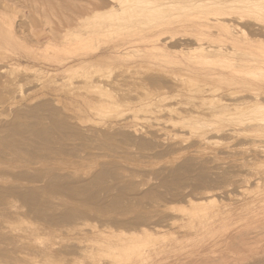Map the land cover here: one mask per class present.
Returning a JSON list of instances; mask_svg holds the SVG:
<instances>
[{
  "label": "rangeland",
  "instance_id": "rangeland-1",
  "mask_svg": "<svg viewBox=\"0 0 264 264\" xmlns=\"http://www.w3.org/2000/svg\"><path fill=\"white\" fill-rule=\"evenodd\" d=\"M118 3L150 8L141 24L170 15L182 22L208 9L200 0ZM109 4L0 0V264H264V152L259 153L264 151L259 141L264 133L244 123L261 113L236 108L228 95L239 91L244 93L241 98H248L250 85L227 80L222 84L229 85L224 91L228 94L195 91L198 81L188 80L185 69L203 59L192 50L133 48L107 56L96 68L73 70L100 59L98 52L86 55L100 43L111 51L140 26H119L121 17L112 15ZM234 5L242 13L251 10L243 2ZM92 6L99 8L89 15ZM261 15L257 19L264 21ZM215 39L214 29H209L205 40L220 44ZM225 45L231 59H245L250 51L243 41ZM170 76L185 80L188 91L174 85ZM90 77L110 83L93 89L85 85ZM116 95L132 103L122 102L124 109L86 103L94 96L111 102ZM212 125L219 132L200 141ZM122 126H128L126 131ZM229 128L234 129L231 135ZM205 188L211 198L204 200ZM187 197L204 206L190 213ZM35 207L45 208L41 216L33 212ZM46 218L54 225L43 229ZM224 233L235 239L222 251L211 252ZM46 249L50 253L42 256Z\"/></svg>",
  "mask_w": 264,
  "mask_h": 264
},
{
  "label": "bare ground",
  "instance_id": "bare-ground-1",
  "mask_svg": "<svg viewBox=\"0 0 264 264\" xmlns=\"http://www.w3.org/2000/svg\"><path fill=\"white\" fill-rule=\"evenodd\" d=\"M111 4H109V11L112 13V15L114 14H118L120 17H121V21L119 22V26L122 25L123 26H127L129 25L130 23H140V26L138 28H136L131 34V37L129 40H125L123 43H121V45H119L118 47L117 46H112L111 48V51H110V47L108 46L107 43H105L103 46L102 44L100 43V45H96L97 47H95L93 50L90 48L92 51L86 53V55H93L95 53L98 52V56L101 57L100 59L98 60H94V61H91V62H82L81 64H79V66L77 65V67H71L73 70H77L79 67H82V66H88L89 69L90 68H96L98 67L102 62L103 60L109 56V55H112L114 53V56L115 54H117L118 52H123V51H130L131 49L133 48H136V49H147V50H150L152 52H170V51H181L182 50H192L199 53V56L201 59H203L202 61H199L198 62V66L197 67H194V68H191V67H188L187 69H185V74L188 76V80H192V79H197L198 81V85L195 87L197 88L195 91H199L200 93H205V92H208V93H211V94H219V93H223L224 91H227L229 90V85L228 86H224L222 84L223 81H229V80H233V81H236V83H246L248 85H250V89H249V92L251 94L250 97L248 98H241L240 95L243 96L244 93H239V91H235V92H232V94H228L227 92H224L228 95H232L230 96L231 98H229L230 102L233 100L232 98L235 99V103H233V105L236 107V108H241L243 107L244 109L245 108H248V110H257L261 113L260 117L257 118V116H255V119L254 117L252 119H254L255 121L253 122L252 119L248 118L246 122L247 124V127L249 128H254V129H257L260 130V131H263L262 133H264V21L263 20H260V19H257V16L258 14H262L264 16V0H200L201 3L204 5V7L208 8L206 11H203L202 13H199L198 15H196L194 18H189L187 20H184L182 22H176V21H173L172 20V16H167V17H163L161 19H154V21L152 22H148L147 24H141V19L147 14V11L150 9V8H145V7H142L141 5H135L133 7H130V8H125L122 6V4L118 3V0H108ZM120 1V0H119ZM134 1H138L139 0H134ZM142 2V1H141ZM236 2H243L245 5L248 6V9H251L250 11L252 12V9L254 11V13H251L250 11H247L242 13L240 10H238V8L234 5ZM92 3V2H91ZM125 3V2H124ZM133 3V2H132ZM135 3V2H134ZM130 4V3H128ZM88 5V4H87ZM131 5V4H130ZM148 6V5H147ZM94 7V6H92ZM91 7V8H92ZM129 7V6H128ZM88 10L89 13L90 11L92 10L91 13L93 12H97L98 8L99 7H94L95 10L91 9ZM245 8H247L245 6ZM97 9V10H96ZM247 9V10H248ZM83 13V12H82ZM86 13V12H85ZM88 13V14H89ZM89 14V15H92V14ZM94 13V15H95ZM74 15V14H73ZM85 15V14H84ZM88 15V17H89ZM261 15V16H262ZM78 15H76L77 17ZM97 16V15H96ZM260 16V17H261ZM86 17H87V13H86ZM94 17V16H93ZM259 17V16H258ZM78 18V17H77ZM75 18V19H77ZM80 19H82L83 17H79ZM85 18V17H84ZM77 21H80L79 19H77ZM76 21V22H77ZM50 25V24H49ZM76 25V24H75ZM132 25V24H131ZM74 26V25H73ZM65 27V26H64ZM67 27L70 29L72 26H68L67 24ZM76 27V26H75ZM128 27V26H127ZM136 27V25H135ZM50 28V27H49ZM52 28V27H51ZM124 28V27H123ZM88 29V28H87ZM95 29H98V28H95ZM125 29V28H124ZM209 29H214L215 33H216V39L217 41L220 42L219 43H216V42H207L205 40V35L206 33L209 31ZM49 30V29H48ZM94 31V30H93ZM52 31H49V34L51 33ZM100 32H102L100 30ZM123 32V31H121ZM120 32V33H121ZM126 32V31H125ZM212 32V31H211ZM99 33V32H98ZM103 33V32H102ZM129 33V34H128ZM79 34V33H78ZM95 34H97L95 32ZM100 34V33H99ZM126 34L130 35V32H127ZM82 34H80L79 36H81ZM104 35V34H103ZM121 35H123L121 33ZM125 35V34H124ZM93 36H94V33H93ZM99 36V35H98ZM109 37V36H108ZM118 37V36H117ZM28 38V37H27ZM81 38V37H80ZM79 38V39H80ZM84 39V37H82ZM81 38V40H82ZM91 38V37H90ZM97 38V37H96ZM253 38H257L258 41H253L252 39ZM76 39V38H75ZM86 39H88V37H86ZM94 39V38H93ZM99 39V38H98ZM112 39V38H111ZM80 41V40H79ZM78 41V42H79ZM87 41V40H85ZM82 42V43H85ZM90 41V40H89ZM98 41V40H97ZM240 42V41H243V44H245V46H249L250 48V51L247 55V57L245 59H240V58H228L227 56V52H229L231 49L227 47V45H225V43H228V42ZM81 42V41H80ZM192 42H195L197 44V46H193L194 43ZM80 43V44H82ZM87 43V42H86ZM35 44V43H34ZM192 44V45H191ZM207 45V46H204V45ZM76 45V43H75ZM79 45V44H78ZM77 45V46H78ZM85 45V44H84ZM74 46V45H73ZM88 46V45H87ZM86 46V47H87ZM92 46V45H91ZM83 47V46H82ZM85 47V48H86ZM94 47V46H93ZM73 48V47H72ZM84 48V49H85ZM229 49V51L227 50ZM79 50V49H78ZM134 50V49H133ZM254 50V51H252ZM77 51V50H76ZM186 51V52H188ZM81 52V51H80ZM185 52V53H186ZM191 52V51H190ZM139 53V52H138ZM175 53V52H173ZM184 53V52H183ZM234 53V52H233ZM121 54V53H120ZM137 54V53H136ZM143 54V52L141 53ZM164 54V53H162ZM232 54V53H231ZM236 54V53H235ZM84 55V54H83ZM139 55V54H138ZM144 55V54H143ZM187 55V54H186ZM185 55V56H186ZM197 55V54H196ZM78 56V55H77ZM133 56V55H132ZM236 56V55H235ZM244 56V54H243ZM119 57V56H118ZM232 57V56H231ZM240 57V56H239ZM192 59V57H190ZM194 58V57H193ZM196 58V57H195ZM69 58H65V59H61L60 64H63L65 61H67ZM191 61V60H190ZM80 62V61H79ZM188 62V61H187ZM189 63V62H188ZM195 64V63H194ZM3 67V66H2ZM67 67V66H66ZM87 67V68H88ZM108 68V67H107ZM125 68V67H124ZM129 68V67H128ZM4 69V68H2ZM80 69V68H79ZM99 69V68H98ZM85 70V69H84ZM87 70V69H86ZM94 70V69H92ZM106 70V69H105ZM110 70V69H109ZM3 71V70H2ZM1 71V72H2ZM98 71V70H97ZM104 71V70H103ZM102 71V72H103ZM0 72V73H1ZM4 72V71H3ZM75 72V71H74ZM106 72V71H105ZM99 73V72H98ZM97 73V74H98ZM87 74V73H85ZM126 74V73H125ZM174 74V73H173ZM10 75V74H9ZM80 75V74H79ZM82 75V74H81ZM89 75V74H88ZM100 75V74H99ZM97 75V76H99ZM102 75V74H101ZM100 75V76H101ZM105 75V73H104ZM103 75V76H104ZM177 74H175L174 76L176 77ZM77 76V75H76ZM108 76V75H107ZM105 76V77H107ZM78 77V76H77ZM93 77V76H92ZM194 77V78H193ZM17 78V77H16ZM81 78V77H80ZM100 78V77H99ZM109 78V77H108ZM107 78V80H108ZM123 78V76H122ZM180 78V77H179ZM182 78V77H181ZM184 78V76H183ZM3 79V78H2ZM87 79V77H86ZM97 80H94V79H88V83H85L88 84L90 86V88H95V89H103L105 87V85L107 86L108 84H106L107 82L110 83L109 81H105L106 79L104 78V81H103V78L102 80L98 79V78H95ZM167 79V78H166ZM169 79V78H168ZM186 79V78H185ZM81 80V79H80ZM84 80V79H83ZM120 80V79H119ZM117 80V81H119ZM172 83H174V85H177L179 89L183 90L184 86H185V83L186 82L185 80L183 79H176L172 76H170V79H169ZM2 81V80H1ZM5 81V80H4ZM111 81V80H110ZM166 81V80H165ZM196 81V80H195ZM239 81V82H238ZM3 82V81H2ZM86 82V81H85ZM106 82V83H105ZM188 82V81H187ZM178 83V84H177ZM12 84V83H11ZM165 84V83H164ZM171 84V83H169ZM5 85V84H3ZM7 85V84H6ZM84 85V84H83ZM113 86V84H111ZM191 85V84H190ZM87 86V85H86ZM111 86V87H112ZM189 86V85H188ZM193 86V85H192ZM237 86V85H236ZM194 87V86H193ZM243 87V86H241ZM116 88V86H115ZM110 89V88H109ZM130 89V88H129ZM133 89V88H132ZM185 89V88H184ZM185 90L188 91V88H186ZM193 88L191 91H194ZM135 91V90H134ZM180 91V90H179ZM98 92V91H97ZM104 92V91H103ZM119 92V91H118ZM133 92V91H132ZM166 92V90L164 91ZM178 92V91H177ZM189 92H190V89H189ZM110 93H113V92H110ZM136 93V92H135ZM223 93V94H224ZM105 94V93H104ZM123 94V93H122ZM129 95H126V96H130V93L128 92ZM180 94V93H179ZM225 94V95H226ZM90 95V94H89ZM93 95V94H91ZM95 95V94H94ZM112 95V94H111ZM121 95V94H120ZM125 95V94H124ZM123 95V96H124ZM136 95V94H135ZM157 95V94H156ZM160 95V94H158ZM157 95V96H158ZM176 95V94H175ZM182 95V94H180ZM179 95V96H180ZM195 95V94H194ZM228 95H227V98H228ZM98 96V95H97ZM97 96H94V98H91L90 100H86L88 102V104H90V107L92 105H96L98 106L99 108H109V107H112V109L114 108H123L122 105L124 102V104L126 103V105L128 104H131L132 102L125 98H119L117 95L116 97H118L117 99H112L113 97H111L112 101L110 102L108 100V102H103V100L106 98H103L100 100V99H95V97ZM100 96V95H99ZM103 96V95H102ZM109 96V95H108ZM212 96V95H211ZM218 96H221L218 95ZM224 96V95H223ZM222 96V98H223ZM240 96V97H239ZM245 96V95H244ZM248 96V95H246ZM90 97V96H89ZM115 97V96H114ZM131 97V96H130ZM215 97V96H213ZM98 98H101L98 97ZM212 98V97H211ZM221 98V97H220ZM86 99V98H85ZM84 99V100H85ZM108 99V98H107ZM137 99H140V98H137ZM144 99V98H143ZM142 99V101H143ZM149 99V98H148ZM204 99V98H203ZM232 99V100H231ZM165 100V99H164ZM202 100V99H201ZM214 101V98L212 99ZM224 100V99H223ZM225 100H228V99H225ZM141 101V100H140ZM141 101V102H142ZM159 101V99H158ZM157 101V103H158ZM168 101V100H167ZM131 102V103H130ZM223 102V101H222ZM229 102V101H228ZM161 103V102H160ZM167 103V102H166ZM218 103V101L216 100V104ZM140 104V103H139ZM214 104V102H213ZM215 104V105H216ZM219 104V103H218ZM125 105V106H126ZM145 105V104H144ZM222 105V104H220ZM157 106V105H156ZM225 106V105H223ZM222 106V107H223ZM134 107V106H133ZM190 107V106H189ZM230 107V105H229ZM235 107H232L234 109H236ZM97 108V107H96ZM158 108V107H157ZM226 108V106H225ZM124 109V108H123ZM223 109V108H222ZM229 108H227L228 110ZM233 109V110H234ZM243 109V110H244ZM102 110V109H101ZM100 110V111H101ZM143 110V109H142ZM160 110V109H159ZM166 110V109H165ZM221 110V109H220ZM226 110V111H227ZM247 110V111H248ZM210 111V110H209ZM229 111V110H228ZM236 111V110H235ZM241 111V110H240ZM245 111V110H244ZM98 112V111H97ZM131 112V111H130ZM158 112V111H156ZM174 112V111H173ZM205 112V111H204ZM230 112V111H229ZM252 112V111H250ZM249 112V113H250ZM108 113V112H107ZM128 113V112H127ZM178 113V112H177ZM247 113V112H246ZM254 113V111H253ZM99 114V113H98ZM113 114V113H112ZM202 114V113H201ZM248 114V113H247ZM246 114V115H247ZM255 114V113H254ZM75 115V114H74ZM108 115V114H107ZM174 115V113H173ZM172 115V116H173ZM180 115V114H179ZM191 115V114H189ZM187 116L190 118V116ZM212 115V114H211ZM245 115V116H246ZM251 115V113H250ZM114 116V115H113ZM112 116V117H113ZM170 116V115H169ZM182 116V114H181ZM185 115H183L182 118H184ZM193 116V115H192ZM191 116V117H192ZM204 116V115H203ZM202 116V117H203ZM216 116V115H215ZM115 117V116H114ZM118 117V115H117ZM201 117V116H200ZM199 117V118H200ZM205 117V116H204ZM73 118V117H71ZM111 118V117H110ZM174 118V117H173ZM180 118V117H179ZM181 118V119H182ZM195 117H193L192 119H194ZM218 118V117H217ZM112 119V118H111ZM127 119V118H126ZM180 119V120H181ZM185 119V118H184ZM191 119V121H192ZM197 122L198 121V116L197 118ZM204 118H200V122L201 121H205L203 120ZM213 119V118H210V120ZM235 119V118H234ZM233 119V120H234ZM243 119V118H242ZM250 119V121L253 122V125L250 124V126L248 125L249 122L248 120ZM124 120V119H123ZM179 120V121H180ZM190 120V119H188ZM238 120V119H237ZM237 120H236V123H237ZM245 120V119H244ZM119 121V120H118ZM122 121V119H121ZM235 121V120H234ZM239 121V120H238ZM196 122V123H197ZM207 122V121H206ZM209 122V121H208ZM248 122V123H247ZM115 123V122H114ZM118 123V122H117ZM116 123V124H117ZM204 123V122H203ZM211 123V122H210ZM242 123V125L244 124ZM111 124V123H110ZM120 124V123H119ZM117 124V125H119ZM125 124V123H124ZM188 125V123H186ZM195 124V122H194ZM212 124V123H211ZM238 124V123H237ZM115 125V124H114ZM121 125V124H120ZM123 125V124H122ZM200 125H202V123H200ZM205 126L207 125V123L204 124ZM203 125V126H204ZM209 125V124H208ZM175 126V125H174ZM185 126V125H184ZM183 126V127H184ZM192 126H195V125H192ZM211 126V125H209ZM213 126V125H212ZM219 126V125H218ZM234 126V125H233ZM241 126V125H239ZM113 127V126H112ZM123 127V126H122ZM178 127V126H177ZM181 127V126H180ZM246 127V125H245ZM110 128V127H109ZM114 128H116L114 126ZM128 128V126L126 127V129ZM173 128V127H172ZM185 128V127H184ZM191 128V127H189ZM207 128V127H204V129ZM121 129V128H120ZM124 129V127H123ZM122 129V130H123ZM126 129H124L126 131ZM196 129V128H195ZM202 129V128H200ZM230 129V128H229ZM244 129V127H243ZM246 130H248L247 128H245ZM111 130V129H110ZM114 130V129H113ZM119 130V129H118ZM181 130H182V127H181ZM186 130V129H185ZM199 130V129H198ZM220 130V129H219ZM219 130H217L216 128H209V129H205L199 136V139L200 141H206V139L208 138L207 135L208 134H211V133H216L219 132ZM200 131V130H199ZM199 131H197L199 133ZM239 131V130H238ZM243 130H241L242 132ZM258 131V133L260 132ZM226 132H230V135L232 132H234V129H230L229 131L226 130ZM107 133V132H106ZM190 133V132H189ZM237 133V131H236ZM256 133V134H258ZM261 133V134H262ZM219 134V133H218ZM233 134V133H232ZM260 134V133H259ZM220 135V134H219ZM238 135V134H237ZM263 135V134H262ZM260 136V137H263L264 139V136ZM196 136V135H194ZM209 136V135H208ZM213 136V135H212ZM227 136V135H226ZM234 136V135H233ZM257 136V135H256ZM180 137V136H179ZM246 137V136H245ZM162 138V137H161ZM167 138V137H166ZM236 138V137H235ZM163 139V138H162ZM262 138L259 140L261 141V143L263 142L264 143V140ZM109 143V142H108ZM181 144V143H180ZM209 144V142H208ZM176 147V146H175ZM261 147V146H260ZM264 147V146H263ZM262 147V148H263ZM264 149V148H263ZM261 152H259L260 154L263 153L264 151L260 150ZM250 154V153H249ZM258 154V153H256ZM116 155V154H115ZM246 156V155H245ZM256 156V155H255ZM263 156V155H262ZM168 166V165H167ZM175 166V165H174ZM264 173V172H263ZM205 180V179H204ZM202 180V181H204ZM206 182V181H205ZM204 182V183H205ZM131 185V184H130ZM214 185V184H213ZM129 186V185H128ZM127 187V186H126ZM130 187V186H129ZM127 187V188H129ZM209 185H207V189H208ZM110 188H113V187H110ZM205 188V189H206ZM211 190L213 192L212 189H214V186H210ZM204 190L203 193H205L206 191L208 190ZM109 190V188H108ZM111 190V189H110ZM215 190V189H214ZM37 192V191H35ZM38 193V192H37ZM200 194V195H203ZM210 193V192H209ZM208 193V194H209ZM36 194V193H35ZM3 195V194H2ZM205 195V194H204ZM42 196V195H41ZM207 192H206V195L204 196V200L205 198L207 197ZM194 197V196H193ZM203 197V196H201ZM200 197V199H201ZM209 197V196H208ZM4 197H1V199H3ZM187 197L186 199L189 200L191 198ZM194 198H199V195L194 197ZM211 198V197H209ZM6 200V199H5ZM8 200V199H7ZM199 200V199H198ZM189 200L187 203L188 205L190 206L191 210H190V213H193L195 212L196 210H199L200 208H202L204 206V204H198V202H200V200ZM204 200H201V201H204ZM2 201V200H1ZM118 201V200H117ZM116 201V203H117ZM186 201V200H185ZM196 201V202H195ZM208 201V198L207 200ZM211 201V200H210ZM48 204H47V208L49 209L51 207V205L49 204V201H47ZM186 203V202H185ZM186 203V205H187ZM197 203V204H196ZM202 203V202H200ZM208 203V202H205V204ZM188 207V206H187ZM36 208V207H35ZM56 208V206H55ZM186 208V207H185ZM45 210V208H43ZM42 209V210H43ZM184 209V208H183ZM188 209V208H187ZM40 209L36 208L35 211H33L34 213L37 214V216H39L40 214H43V211H38ZM189 210V209H188ZM187 210V211H188ZM210 210V209H209ZM208 210V211H209ZM39 212H41L40 214H38ZM46 213V211H45ZM57 213V212H56ZM202 213V212H201ZM74 214H81L80 211H76ZM182 214V213H181ZM194 214V213H193ZM192 214V216H193ZM196 214V213H195ZM206 214V213H205ZM204 214V215H205ZM217 214V213H216ZM44 215H47L44 214ZM198 215V214H197ZM203 215V214H202ZM41 216V215H40ZM48 216V215H47ZM256 216V215H255ZM204 217V216H203ZM257 217V216H256ZM110 218V217H109ZM213 218V217H212ZM263 218V217H262ZM21 219V218H20ZM40 219V218H39ZM43 220V218H42ZM47 220L46 222V226L43 228V229H48L50 225H52L53 223L51 222V219H45ZM44 220V221H45ZM61 220H63L61 218ZM43 221V222H44ZM59 221V220H58ZM200 221V219H199ZM17 222V221H16ZM210 222V221H209ZM48 223V224H47ZM60 223V222H59ZM214 223V222H213ZM45 224V223H44ZM50 224V225H49ZM54 225V224H53ZM61 225V224H60ZM34 226V225H33ZM35 227V226H34ZM51 227V226H50ZM54 227V226H53ZM52 227V228H53ZM106 228V227H105ZM104 228V230H105ZM108 228V227H107ZM52 231V230H51ZM229 231V230H228ZM227 231V232H228ZM24 232V231H23ZM237 232V231H235ZM37 233V232H36ZM46 233V232H45ZM51 233V232H50ZM44 234V232L42 233ZM107 234V233H106ZM225 234V233H224ZM237 235V234H236ZM235 235V236H236ZM223 238H221V240L219 239V241H215L216 244L214 245L213 243V246L215 247L214 249L211 248V252H219V251H222L223 249L226 248V245L231 242L232 240L235 239V237L231 234H225V236L222 235ZM237 237V236H236ZM149 239V238H148ZM83 241V240H82ZM86 241V240H85ZM78 242V241H77ZM80 242V241H79ZM82 243V242H81ZM126 243V242H125ZM19 244V243H18ZM148 244V243H147ZM68 245V244H67ZM49 248V247H48ZM78 248V247H77ZM82 248V247H81ZM79 249L81 251H83V249ZM59 249V248H58ZM73 249V248H72ZM89 249V248H88ZM56 250V249H55ZM76 250V248H75ZM75 250L73 252H75ZM79 250L77 249L76 252H79ZM71 251V250H70ZM90 251V250H89ZM34 252V250L32 251ZM37 252V251H36ZM42 252V251H41ZM43 255L45 253H50V249H46L43 251ZM67 252V251H66ZM72 252V251H71ZM83 252H86L85 250ZM108 252V251H107ZM141 252V251H140ZM152 252V251H151ZM182 252V251H181ZM69 253V251H68ZM82 253V252H81ZM187 253V252H186ZM40 254V253H39ZM38 254V255H39ZM54 254V253H53ZM67 254V253H64V255ZM74 255L73 256H76L75 253H73ZM78 254V253H77ZM107 254V253H106ZM109 254V253H108ZM37 255V256H38ZM85 255V254H84ZM222 255V254H221ZM41 255H39L40 257ZM41 256V257H42ZM70 255H68L69 257ZM72 256V255H71ZM137 256V255H136ZM151 256V255H150ZM220 256V255H219ZM154 257V256H153ZM139 258V257H138ZM47 259V258H46ZM112 259V258H111ZM146 260V259H145ZM32 262V261H31ZM118 262V261H117ZM122 262V261H121ZM151 263V262H150ZM8 264V263H7ZM91 264V263H90ZM130 264H135V263H130Z\"/></svg>",
  "mask_w": 264,
  "mask_h": 264
}]
</instances>
